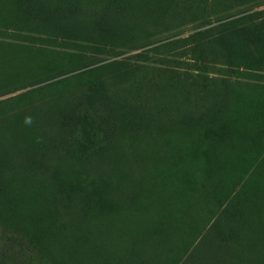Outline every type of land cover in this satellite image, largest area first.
Returning a JSON list of instances; mask_svg holds the SVG:
<instances>
[{
  "label": "rangeland",
  "instance_id": "374dc122",
  "mask_svg": "<svg viewBox=\"0 0 264 264\" xmlns=\"http://www.w3.org/2000/svg\"><path fill=\"white\" fill-rule=\"evenodd\" d=\"M0 264H264V0H0Z\"/></svg>",
  "mask_w": 264,
  "mask_h": 264
},
{
  "label": "trees",
  "instance_id": "16d2710c",
  "mask_svg": "<svg viewBox=\"0 0 264 264\" xmlns=\"http://www.w3.org/2000/svg\"><path fill=\"white\" fill-rule=\"evenodd\" d=\"M233 1V0H232ZM195 4V3H194ZM193 4V5H194ZM173 41H170V42H165V43H161V44H158V45H155L153 46L150 50L151 51H154L155 54H157L160 59L161 58H166V54L167 53H170V52H173L175 47H173ZM145 52V51H144ZM146 53V52H145Z\"/></svg>",
  "mask_w": 264,
  "mask_h": 264
}]
</instances>
